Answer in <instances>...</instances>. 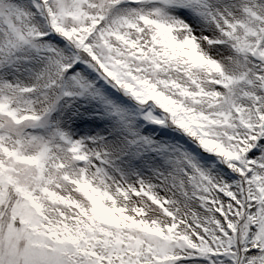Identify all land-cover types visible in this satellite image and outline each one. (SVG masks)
Masks as SVG:
<instances>
[{"label":"snow or ice","instance_id":"obj_1","mask_svg":"<svg viewBox=\"0 0 264 264\" xmlns=\"http://www.w3.org/2000/svg\"><path fill=\"white\" fill-rule=\"evenodd\" d=\"M0 264H264V0H0Z\"/></svg>","mask_w":264,"mask_h":264}]
</instances>
